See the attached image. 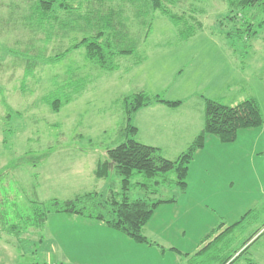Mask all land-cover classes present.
<instances>
[{
  "label": "rangeland",
  "instance_id": "obj_1",
  "mask_svg": "<svg viewBox=\"0 0 264 264\" xmlns=\"http://www.w3.org/2000/svg\"><path fill=\"white\" fill-rule=\"evenodd\" d=\"M38 1L0 0V264H85L84 258L75 259L60 249L56 252L59 244L63 245L62 238L70 239L71 219L50 215L45 226L26 228L29 222L34 223L29 221L35 216L34 203L67 200L94 191L108 198L111 192L122 191L120 177L112 173L108 179H97L95 171L99 161L108 159V149L115 146L124 113L122 100L127 96L142 91L177 101L201 100L203 96L227 106L255 98L264 117V15L249 8L242 12L244 20L241 15L231 20L235 14L228 0H173L168 9L183 17L176 28L147 5L109 1L105 7L123 13L130 35L138 41V51L118 58L120 69L109 73L88 63L83 48L71 51L59 62H48L83 35L70 30L81 28L74 16L64 12L57 14L59 21L53 18L52 22L39 23L33 15ZM64 1L74 8L84 1L82 13L90 10L85 0ZM140 8L149 11L151 30L139 22ZM72 15L78 17V12ZM245 20L256 25L253 29L258 35L248 39L234 33ZM193 26L198 32L181 41L177 29ZM230 32L234 37L227 36ZM77 89L79 95L59 112L46 102V97L53 100V96L75 95ZM231 145L229 154L236 157L231 170L243 174L247 183L239 178L244 183L236 185L228 203L236 204L237 213L243 212L245 205L257 204L252 215L260 214L264 209V127L240 131ZM170 178L175 176L170 174ZM135 182H142V177L132 180ZM152 188L156 185L149 190L131 187L127 196L130 200L159 201L178 199L182 192L176 186L161 185L153 196ZM197 213L194 210V215ZM262 216L253 233L260 228ZM248 223L246 219L237 229L238 239ZM16 224L20 237L8 233V227ZM258 243H264V236ZM253 258L264 264L257 255ZM145 259L150 258L142 253L140 260ZM202 260L207 264L205 258ZM233 264L247 263L242 257Z\"/></svg>",
  "mask_w": 264,
  "mask_h": 264
},
{
  "label": "trees",
  "instance_id": "obj_2",
  "mask_svg": "<svg viewBox=\"0 0 264 264\" xmlns=\"http://www.w3.org/2000/svg\"><path fill=\"white\" fill-rule=\"evenodd\" d=\"M109 1L113 0H85V3L90 7V10L85 14L82 13L84 1L79 8H74L73 5L64 0H40L36 3L33 15L39 23L52 22L53 18H57L59 21L57 14L64 12L71 17L74 16L72 19L81 28L74 29L76 27H73L70 30L83 35L75 45L65 51L61 50L56 56L48 59L49 63L59 62L71 51L83 48L88 63L102 71L113 73L120 69L118 58L132 56L138 51V41L130 35L123 13L105 7ZM130 1L131 3L137 2L136 4L147 5L154 12H161L176 28H180L182 24L183 17L174 15L168 9V5L173 0ZM228 5L231 13L235 14L230 17L231 20H238L239 15L244 20L245 17L242 12L249 8H254L264 15V0H228ZM76 12H78V17L72 15ZM148 13L149 11L144 12L140 8L137 12V18L143 26H147L151 30L147 23ZM261 23L264 25V22ZM195 24L198 28H202L198 22ZM262 24L259 23L258 28L262 29ZM64 26L68 28L69 23L64 24ZM253 26L256 25L245 20L234 33L239 36L242 35V38L248 36L250 39L258 35V30L253 29ZM177 32L181 41H187L198 30L193 26V29H177ZM234 33H227V36L229 38L234 37ZM78 90L75 95L67 94L64 98L48 95V97L53 96L54 99L46 97V102L54 112H59L63 106L69 104L79 95ZM182 103L183 101H168L160 95H152L144 91L125 97L122 100L124 113L118 126L115 146L108 149V159L99 161L95 171L97 179H108L112 173L120 177L122 179V191L111 192L108 198H104L100 193L94 191L67 200L37 201L32 207L34 219H29V221L34 220V223L29 222L26 228L45 226L51 214L79 216L90 221L103 222L109 228L121 232L136 243L154 245L144 235V229L152 219L156 208L169 202V200L154 201L144 198L130 200L127 196L129 189L141 186L149 190L154 184L156 188L151 190L153 196L158 194V188L161 185H172L184 190L188 185L190 165L196 153L204 148L208 136L218 138L222 144H231L237 140L240 131L264 127V117L255 98H249L234 106H227L220 101L204 98V128L186 151L180 154L178 158L170 160L163 155L160 148L146 145L137 139L138 128L133 124V117L139 110L150 105L165 104L175 108ZM170 174H173L175 178L171 179ZM137 177H142V182L132 183V180ZM263 228L264 225L253 233L252 238L254 239ZM8 233H15L20 237L19 224L9 226ZM251 239L244 242L239 250L246 246ZM248 248L249 246L243 249L235 258L234 255L239 252L238 249L226 257H219L216 264H233L242 257L247 264H256L250 256H247Z\"/></svg>",
  "mask_w": 264,
  "mask_h": 264
},
{
  "label": "crops",
  "instance_id": "obj_3",
  "mask_svg": "<svg viewBox=\"0 0 264 264\" xmlns=\"http://www.w3.org/2000/svg\"><path fill=\"white\" fill-rule=\"evenodd\" d=\"M200 98H187L175 108L165 104L142 108L133 117V124L138 128L137 139L160 148L167 159L178 158L204 128L205 103L203 96ZM231 146L222 144L214 136L207 137L204 148L196 153L190 165L188 185L182 190L180 198L166 199L169 202L156 208L144 229L146 237L154 245H135L124 234L103 222L51 214L74 222L68 229L70 239L62 238L63 245L67 243V246L59 244L56 252L60 249L75 259L84 258L85 264H203V258L207 264H216L219 254H230L240 249L243 239L248 237L247 241L253 237V228L264 214V209H261L260 214L252 215L257 204L245 205L243 212L237 213L236 204L233 201L228 203L236 185L244 183L239 178L246 182L243 174L238 175L231 170V161L236 162V157L229 154ZM192 192L201 196H194ZM194 210L198 212L196 215ZM244 219H249V223L240 230L242 239H238L236 232ZM263 225L264 220L254 232ZM263 236L264 228L245 246H249L247 256L254 262V255L264 261V243L256 245ZM142 253L150 259L140 260Z\"/></svg>",
  "mask_w": 264,
  "mask_h": 264
}]
</instances>
